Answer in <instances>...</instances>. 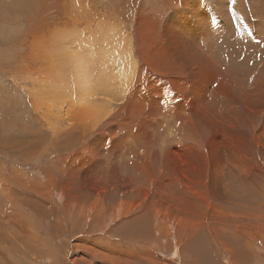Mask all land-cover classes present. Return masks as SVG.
<instances>
[{"label":"rangeland","instance_id":"1","mask_svg":"<svg viewBox=\"0 0 264 264\" xmlns=\"http://www.w3.org/2000/svg\"><path fill=\"white\" fill-rule=\"evenodd\" d=\"M159 3L0 0V264H264V106Z\"/></svg>","mask_w":264,"mask_h":264},{"label":"bare ground","instance_id":"2","mask_svg":"<svg viewBox=\"0 0 264 264\" xmlns=\"http://www.w3.org/2000/svg\"><path fill=\"white\" fill-rule=\"evenodd\" d=\"M177 1L159 0L161 19L166 21L161 31L162 41L173 51L198 57L208 67L219 69L234 87L225 82L221 86L223 94L229 88L241 91L231 94L233 107L231 102L213 99L217 108L224 109L219 122H224L227 129L237 130L245 122L247 128H252L260 119L261 110L255 112L256 109L250 108L255 113L245 115L243 110L247 102L256 106L261 102L264 106V0ZM200 2L203 6L199 8ZM167 10L171 13L166 14ZM248 114L256 120L246 119ZM211 123L217 120L212 119Z\"/></svg>","mask_w":264,"mask_h":264}]
</instances>
